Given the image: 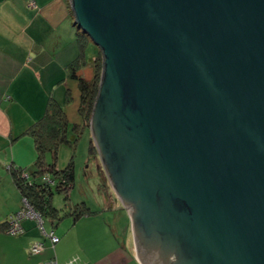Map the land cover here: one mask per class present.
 <instances>
[{"label": "water", "instance_id": "1", "mask_svg": "<svg viewBox=\"0 0 264 264\" xmlns=\"http://www.w3.org/2000/svg\"><path fill=\"white\" fill-rule=\"evenodd\" d=\"M90 120L139 264H264V0H69Z\"/></svg>", "mask_w": 264, "mask_h": 264}, {"label": "crops", "instance_id": "2", "mask_svg": "<svg viewBox=\"0 0 264 264\" xmlns=\"http://www.w3.org/2000/svg\"><path fill=\"white\" fill-rule=\"evenodd\" d=\"M78 31L69 0H0V227L24 207L11 169L33 168L37 159L35 145L23 134L44 115L49 98L54 97L64 106L71 123L62 97L64 94L67 98L70 92L77 112L72 122L82 123L78 82L68 75V65L80 54ZM98 53L99 49H92L91 43L87 46V64L80 70V77L93 78V60ZM22 226L25 233L21 236L0 228V264H44L54 258L64 264L70 260L71 255L59 256L58 249L64 253L61 236L53 248L32 220L24 221ZM37 242L45 244V251L32 256L30 249ZM112 245L116 246L114 242ZM116 252L123 253V257L115 260L111 255ZM108 253L94 255L92 260L95 264L138 263L129 246H116Z\"/></svg>", "mask_w": 264, "mask_h": 264}, {"label": "trees", "instance_id": "3", "mask_svg": "<svg viewBox=\"0 0 264 264\" xmlns=\"http://www.w3.org/2000/svg\"><path fill=\"white\" fill-rule=\"evenodd\" d=\"M77 41L80 48V54L76 60L68 65V75L71 79L78 82L80 92L79 114L82 118V123L71 124L64 108L54 97H50L44 115L23 134L34 140L37 159L33 168L29 171L21 168L15 169L14 167L11 169L13 180L19 189L23 200L41 215L43 221H45V219L53 221L59 216L58 210L53 205V199L56 193H63L68 197L69 192L75 187L76 165L74 162V154H72L68 165L63 169H59V149L63 145L75 148L81 140L84 132H90V120L102 80L103 58L100 50L93 60V78L87 80L78 75L80 70L87 64L85 50L91 41L80 29L78 31ZM71 99V94L68 92L66 101L70 102ZM90 139L91 146L89 152L95 158L99 157L92 136ZM50 155L51 159L49 158ZM102 176L106 182H109L106 174H102ZM46 178H50L54 183L47 182L45 180ZM106 197L108 198L107 195ZM70 210L71 212L69 215L74 217L75 222L83 217H91L94 215V212H91L85 203ZM15 214H13V216ZM10 224L11 217L6 220L0 228L8 233ZM24 233L25 231L23 228L22 233L13 236H21Z\"/></svg>", "mask_w": 264, "mask_h": 264}, {"label": "rangeland", "instance_id": "4", "mask_svg": "<svg viewBox=\"0 0 264 264\" xmlns=\"http://www.w3.org/2000/svg\"><path fill=\"white\" fill-rule=\"evenodd\" d=\"M94 47L96 46L91 41V48L93 49ZM88 57H90L89 53ZM62 97L66 104L65 109L69 111L71 124H73L72 121H74V117L77 114L76 103L72 99L67 102L64 94ZM75 99H77V95ZM90 137L91 132L85 131L75 148L67 145L60 147L58 163L60 168H65L72 154H74L76 165L75 187L69 192L68 197L63 193H56L53 205L58 210L59 216L53 221L50 219H45L44 221V228L47 232L55 231L64 240L62 243L64 253L58 249L59 256L71 255L70 259L79 258L83 264H95L94 260H92L94 255H96L95 257H100L108 252L111 253L116 246L119 248L122 246L130 247L129 237L132 231L131 220L127 210L113 192L110 183L103 179L102 174L105 175V173L103 172L100 157L95 158L89 152L91 146ZM30 140L34 143L31 137ZM49 158L51 159V155ZM104 188L105 190L103 191ZM84 203L87 204L91 212H94V215L90 219H84L83 217L75 222L74 217L69 215L70 209ZM82 219L83 221L80 222ZM108 221L111 225H108ZM33 222L36 225V230L41 234L37 221ZM109 232L111 238L109 237ZM112 242L116 246L112 245ZM52 255L54 256V253ZM111 257L119 260L123 257V253L116 252Z\"/></svg>", "mask_w": 264, "mask_h": 264}, {"label": "built area", "instance_id": "5", "mask_svg": "<svg viewBox=\"0 0 264 264\" xmlns=\"http://www.w3.org/2000/svg\"><path fill=\"white\" fill-rule=\"evenodd\" d=\"M32 5H35L32 3ZM47 182H51L52 184L54 183L53 181L50 180V178L45 179ZM25 220H33L37 221L43 236L50 240L51 245L53 248L57 244L60 243L61 239L58 235H56L55 231H51L50 233L47 232L44 228V221L41 217L40 214H38L26 201H24V207L21 209L17 214L14 216H11V224L8 233L11 235H19L20 233L23 232L22 228V222ZM45 251V244L43 242H37L33 244V246L30 249V254L32 256H38L40 254H43ZM44 264H60L56 258L48 260ZM64 264H83L81 263V260L79 258H72L69 261H67Z\"/></svg>", "mask_w": 264, "mask_h": 264}]
</instances>
